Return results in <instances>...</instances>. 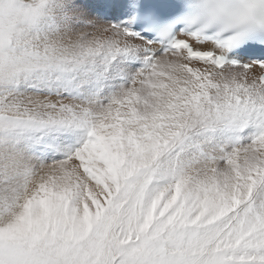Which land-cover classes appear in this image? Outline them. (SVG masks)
Returning a JSON list of instances; mask_svg holds the SVG:
<instances>
[{
	"label": "snow or ice",
	"instance_id": "snow-or-ice-1",
	"mask_svg": "<svg viewBox=\"0 0 264 264\" xmlns=\"http://www.w3.org/2000/svg\"><path fill=\"white\" fill-rule=\"evenodd\" d=\"M0 264H264V0H0Z\"/></svg>",
	"mask_w": 264,
	"mask_h": 264
}]
</instances>
